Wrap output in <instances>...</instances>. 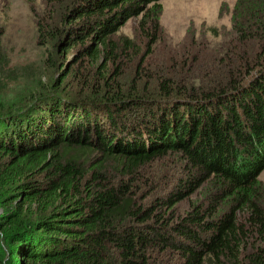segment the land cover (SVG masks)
<instances>
[{"label": "trees", "instance_id": "1", "mask_svg": "<svg viewBox=\"0 0 264 264\" xmlns=\"http://www.w3.org/2000/svg\"><path fill=\"white\" fill-rule=\"evenodd\" d=\"M47 1L61 6L58 75L80 62L102 85L74 94L57 78L13 110L0 71V264H264V0H235L228 36L186 79L190 52L149 76V52L115 37L141 12L156 36L159 0ZM168 151L193 171L145 202L139 169Z\"/></svg>", "mask_w": 264, "mask_h": 264}, {"label": "rangeland", "instance_id": "2", "mask_svg": "<svg viewBox=\"0 0 264 264\" xmlns=\"http://www.w3.org/2000/svg\"><path fill=\"white\" fill-rule=\"evenodd\" d=\"M66 3L68 0H61ZM161 11L158 15V27L155 35L151 29L140 28L142 12L130 16L122 25L115 37H129L139 46L137 57L147 52L149 67L145 70L149 76L156 72L176 65L178 58L190 52L189 66L192 69L183 72L186 76H198L194 70L196 58L208 60L212 56V48L217 47L228 36L231 27V15L235 0H159ZM147 5V7H149ZM61 6L57 1L43 0H0V60L2 63L1 80L4 83L1 95L6 105L18 110L28 99H22L32 88L35 94L49 93L54 89L55 79L61 80L57 90L79 93L89 84H99L95 73L89 77L79 64L74 65L71 72L58 75L62 57L57 56L58 49L54 43L57 31L62 26L60 17ZM149 16V15H148ZM148 16L145 18L147 22ZM41 22V29L39 27ZM152 37L156 40L148 47ZM73 55V54H72ZM72 55L66 58L69 64ZM186 57V56H185ZM195 59V60H194ZM82 65V64H81ZM84 68V65H82ZM134 64H129L124 71L121 84L125 85L133 78ZM86 67V66H85ZM91 69V68H90ZM145 74V73H143ZM63 77V78H62ZM56 81V85L59 83ZM39 82V84H37ZM95 82V83H94ZM138 82V81H137ZM37 84V85H36ZM36 85V86H35ZM102 84H99L101 86ZM142 84H140V88ZM90 92V88H87ZM153 90V89H151ZM33 93V92H31ZM62 94V93H61ZM141 110H144L141 107ZM143 112V111H142ZM132 119V116L131 118ZM185 158L175 152L168 151L165 156L157 157L139 169L143 177L139 195L149 202L157 197H164L175 189L182 188L185 180L191 175V167L185 164ZM258 179L264 185V169ZM204 188L199 187L177 203L180 212H186L193 202L206 198ZM183 213V214H184ZM169 263V262H168ZM167 263V264H168Z\"/></svg>", "mask_w": 264, "mask_h": 264}]
</instances>
